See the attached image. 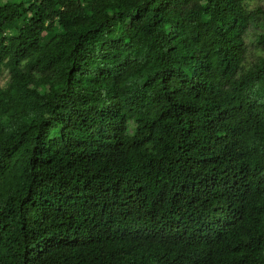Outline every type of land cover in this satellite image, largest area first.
Wrapping results in <instances>:
<instances>
[{
  "label": "trees",
  "instance_id": "1",
  "mask_svg": "<svg viewBox=\"0 0 264 264\" xmlns=\"http://www.w3.org/2000/svg\"><path fill=\"white\" fill-rule=\"evenodd\" d=\"M251 1L0 0V264H264Z\"/></svg>",
  "mask_w": 264,
  "mask_h": 264
},
{
  "label": "rangeland",
  "instance_id": "2",
  "mask_svg": "<svg viewBox=\"0 0 264 264\" xmlns=\"http://www.w3.org/2000/svg\"><path fill=\"white\" fill-rule=\"evenodd\" d=\"M249 8L251 9H255L257 7H262L264 6V0H255V1H251L248 3ZM251 35V39H250V55H249V59L250 61L253 59H256V57L258 56V54H260V48L258 47L257 43H256V35L254 32L250 33ZM9 73L7 71H5L1 76H0V85L2 87H7L9 85Z\"/></svg>",
  "mask_w": 264,
  "mask_h": 264
}]
</instances>
